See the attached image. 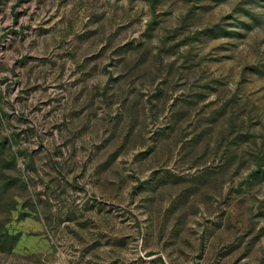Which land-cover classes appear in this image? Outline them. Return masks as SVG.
Segmentation results:
<instances>
[{
	"label": "rangeland",
	"instance_id": "obj_1",
	"mask_svg": "<svg viewBox=\"0 0 264 264\" xmlns=\"http://www.w3.org/2000/svg\"><path fill=\"white\" fill-rule=\"evenodd\" d=\"M0 264H264V0H0Z\"/></svg>",
	"mask_w": 264,
	"mask_h": 264
}]
</instances>
